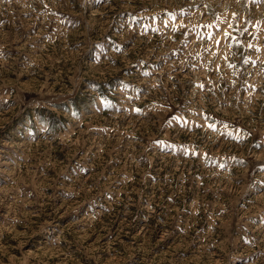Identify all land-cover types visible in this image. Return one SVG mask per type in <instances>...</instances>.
<instances>
[{"label": "rangeland", "instance_id": "rangeland-1", "mask_svg": "<svg viewBox=\"0 0 264 264\" xmlns=\"http://www.w3.org/2000/svg\"><path fill=\"white\" fill-rule=\"evenodd\" d=\"M0 264H264V0H0Z\"/></svg>", "mask_w": 264, "mask_h": 264}, {"label": "snow or ice", "instance_id": "snow-or-ice-1", "mask_svg": "<svg viewBox=\"0 0 264 264\" xmlns=\"http://www.w3.org/2000/svg\"><path fill=\"white\" fill-rule=\"evenodd\" d=\"M228 35H229L228 33H225V38H227V37H228ZM233 39H235V38H233Z\"/></svg>", "mask_w": 264, "mask_h": 264}]
</instances>
